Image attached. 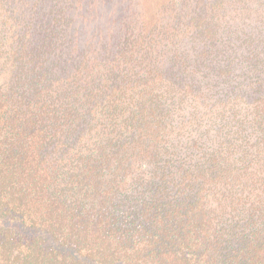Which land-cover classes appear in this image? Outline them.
Here are the masks:
<instances>
[{
    "label": "trees",
    "instance_id": "16d2710c",
    "mask_svg": "<svg viewBox=\"0 0 264 264\" xmlns=\"http://www.w3.org/2000/svg\"><path fill=\"white\" fill-rule=\"evenodd\" d=\"M0 264H264V0H0Z\"/></svg>",
    "mask_w": 264,
    "mask_h": 264
},
{
    "label": "rangeland",
    "instance_id": "374dc122",
    "mask_svg": "<svg viewBox=\"0 0 264 264\" xmlns=\"http://www.w3.org/2000/svg\"><path fill=\"white\" fill-rule=\"evenodd\" d=\"M149 1H151V0H149ZM5 222H6V219L0 218V225L5 224Z\"/></svg>",
    "mask_w": 264,
    "mask_h": 264
}]
</instances>
